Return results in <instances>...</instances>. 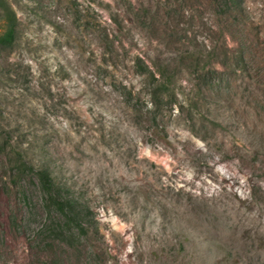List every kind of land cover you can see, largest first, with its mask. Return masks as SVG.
Listing matches in <instances>:
<instances>
[{"label":"rangeland","instance_id":"obj_1","mask_svg":"<svg viewBox=\"0 0 264 264\" xmlns=\"http://www.w3.org/2000/svg\"><path fill=\"white\" fill-rule=\"evenodd\" d=\"M11 2L0 264H264V0ZM138 57L165 73L155 106Z\"/></svg>","mask_w":264,"mask_h":264},{"label":"trees","instance_id":"obj_2","mask_svg":"<svg viewBox=\"0 0 264 264\" xmlns=\"http://www.w3.org/2000/svg\"><path fill=\"white\" fill-rule=\"evenodd\" d=\"M0 25H3L4 32L0 36V46L3 48L11 47L15 43L20 21L19 16L11 0H0ZM136 68L142 76L149 81V85L154 89L152 92L151 106H155L160 92L165 87V73L161 70L146 65L142 58H137ZM32 171L40 188L43 204L48 209H57L60 218L70 224H75L77 228H82L83 207L79 206L77 199L68 195L67 190L58 184L53 172L46 166L34 167Z\"/></svg>","mask_w":264,"mask_h":264}]
</instances>
